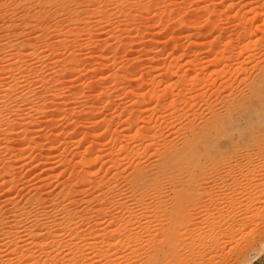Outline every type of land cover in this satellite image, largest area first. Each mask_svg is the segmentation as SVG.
<instances>
[{
	"label": "rangeland",
	"instance_id": "obj_1",
	"mask_svg": "<svg viewBox=\"0 0 264 264\" xmlns=\"http://www.w3.org/2000/svg\"><path fill=\"white\" fill-rule=\"evenodd\" d=\"M181 263L264 264V0H0V264Z\"/></svg>",
	"mask_w": 264,
	"mask_h": 264
},
{
	"label": "bare ground",
	"instance_id": "obj_2",
	"mask_svg": "<svg viewBox=\"0 0 264 264\" xmlns=\"http://www.w3.org/2000/svg\"><path fill=\"white\" fill-rule=\"evenodd\" d=\"M236 203H237V202H236ZM240 204H241L240 201H238L237 206L240 207V206H241ZM218 205H220V204H218ZM226 205L230 208V210H231V208L233 209V205H230V204H228V203H227ZM255 205H256V204H255ZM247 206H248V205L246 204L243 210H247L248 207H249V206H248V207H247ZM226 208H227V207H226ZM249 208H250V207H249ZM255 208H256V207H255ZM255 208H253V209L255 210ZM240 209H241V207H240ZM240 209H238V210H240ZM251 209H252V208H251ZM258 209H260V208H258ZM206 210H207V209H206ZM234 210H235V209H234ZM241 210H242V209H241ZM228 211H229V210H228ZM228 211H227V212H228ZM247 211H248V210H247ZM247 211H245V212H247ZM256 211H257V209H256ZM238 212H242V211H238ZM222 213H223V212H222ZM231 213H232V214H230V213L219 214L218 218L216 217V219H218L217 222H216V225L214 224L215 226L213 225V226L211 227L212 229L209 227V229H211V231H213V232H214L216 229L219 230L220 228H223V229H220V232H219V233H216V231L214 232V235H216V236H214L213 234H211V235H213V236H209V237H211V238H213V239H209L208 241L211 240L210 242H212V241L215 242V243H216V246H217V245L220 246L221 243H222V245H223V243H224L223 241H220V237H219V235H220L221 237H230V238H233L234 233L238 231L237 229H236L237 231H235V228H236L237 223H238L237 220L235 219V218H236L235 211H234V212H231ZM208 214H209V213H208ZM257 214H258V213H257ZM257 216H258V215H257ZM209 217H211V216H209ZM211 218H212V217H211ZM244 219H245V218H244ZM246 220H247V219H246ZM208 221H209V220H208ZM212 221H213V220H212ZM243 221H244V220H243ZM248 221H249V220H248ZM214 222H215V221H213V223H214ZM210 223H211V221H210ZM239 223H241V221H240ZM239 223H238V224H239ZM242 223H243V222H242ZM243 224H244V223H243ZM261 224H262V223H261ZM241 225H242V224H241ZM241 225H240V226H241ZM246 225H247V224H246ZM246 225H245V226H246ZM243 226H244V225H243ZM207 227H208V226H207ZM237 227H238V226H237ZM242 228H244V227H242ZM209 229H208V230H209ZM239 229H240V228H239ZM208 230H207V231H208ZM209 232H210V231H209ZM215 233H216V234H215ZM197 234H199V233H197ZM197 234H196V236L198 237ZM204 234H205V233H204ZM207 234H208V233H206V235H207ZM201 235H202V234H201ZM206 235H205V236H206ZM203 236H204V235H203ZM203 236H202V237H203ZM200 237H201V236H200ZM202 237H201V238H202ZM201 238H200V239H201ZM200 239H199V240H200ZM205 239H206V238H205ZM228 240H229V239H228ZM228 240H227V243L230 242V241L228 242ZM201 241H202V240H201ZM204 241H205V240H204ZM208 241H207V242H208ZM190 242H191V240H190ZM196 242H197V240H196ZM207 242H205V243L207 244ZM213 242H212V243H213ZM230 243H231V242H230ZM199 244H200V243H199ZM219 244H220V245H219ZM205 246H206V245H205ZM205 246H204V247H205ZM218 246H217V247H218ZM224 247H225V246H224ZM189 254H190V253H189ZM189 254H188V255H189ZM204 254H206V253H204ZM183 255H184V254H183ZM190 255H191V254H190ZM194 256H195V255H194ZM197 256H198V255H197ZM203 256H204V255H203ZM195 257H196V256H195ZM184 258H185V255L183 256V258L181 257L180 259L185 260ZM188 258H189V257H188ZM211 258H212V257H211ZM192 259H194V257H192L190 260H192ZM195 259H196V258H195ZM204 259H205V258H204ZM204 259H203V260H204ZM208 259H209V258H208ZM203 260H202V262L204 263ZM205 260H206V259H205ZM178 261H179V260H178ZM181 261H182V260H181ZM185 261H186V260H185ZM186 262H188V260H187ZM192 262H193V261H192ZM192 262H191V263H192ZM196 262H197V261H196ZM202 262H201V263H202ZM205 262L207 263V261H205ZM184 263H185V262H184ZM184 263H183V264H184ZM198 263H199V262H198ZM201 263H200V264H201ZM181 264H182V263H181ZM186 264H187V263H186ZM194 264H195V263H194ZM196 264H197V263H196Z\"/></svg>",
	"mask_w": 264,
	"mask_h": 264
}]
</instances>
